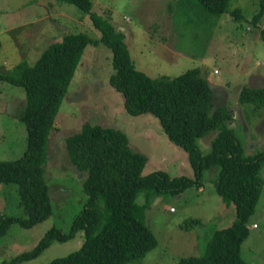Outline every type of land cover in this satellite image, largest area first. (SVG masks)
Returning <instances> with one entry per match:
<instances>
[{
    "label": "rangeland",
    "instance_id": "1",
    "mask_svg": "<svg viewBox=\"0 0 264 264\" xmlns=\"http://www.w3.org/2000/svg\"><path fill=\"white\" fill-rule=\"evenodd\" d=\"M260 0H231L232 12L208 11L197 0H92L90 11L122 32L130 59L148 76L179 75L198 67L212 88L213 108L225 105L232 119L225 123L242 145L243 156L264 152V104L242 102L244 86L264 87V12L255 25L252 17ZM89 12L69 0H0V71L14 74L20 63L33 65L51 44L68 33H84L95 43L84 47L47 140L45 178L49 186L51 215L43 222L23 227L13 222L0 237V264L32 250L51 228L66 233L86 200L83 181L87 171L69 161L64 139L84 122L119 129L130 147L145 157L141 174L164 171L170 177L193 176L187 152L164 132L151 112L130 115L123 94L110 83L112 51L98 41ZM26 99L22 86L0 81V159H19L27 147L28 131L20 118ZM217 130L195 143L202 154L212 149ZM218 167L203 171L201 187L192 185L179 193L140 190L135 202L145 203L143 221L156 244L144 256L123 264H177L198 256L213 229L236 219L235 205L216 190ZM262 186L240 244L248 264H264V157L260 162ZM171 207L173 208L171 211ZM0 213L24 217L17 184L0 183ZM190 219L198 220L184 228ZM255 224V226H254ZM81 233L64 242L54 241L36 257L14 264H47L79 248Z\"/></svg>",
    "mask_w": 264,
    "mask_h": 264
},
{
    "label": "trees",
    "instance_id": "2",
    "mask_svg": "<svg viewBox=\"0 0 264 264\" xmlns=\"http://www.w3.org/2000/svg\"><path fill=\"white\" fill-rule=\"evenodd\" d=\"M69 1L84 12H89L92 2ZM197 1L208 11L221 13L229 10L231 0ZM259 4V11L252 17L255 25L264 12V0ZM230 12L241 19L240 9ZM89 14L92 25L100 32L98 41L112 51L114 72L109 80L123 94L125 109L130 115L148 111L159 119L170 141L187 152L193 176L170 177L161 170L141 174L145 157L130 147L123 132L84 122L64 139L69 161L87 171L82 183L86 200L81 212L66 233L51 228L32 250L1 264L36 257L52 242H64L76 233L82 235L79 248L47 264H123L144 256L155 246L156 239L144 224L145 203H136V194L140 190L145 194L179 193L192 185L201 186L203 171L214 166L218 167L216 190L235 205L236 219L228 227L213 229L201 254L181 258L177 264H248L241 258L240 244L248 236L247 222L262 186L259 169L264 152L243 156L240 141L225 126L232 119L231 113L225 105L213 108L212 88L198 67L173 77L148 76L135 69L123 33L100 15L92 11ZM261 37L264 41V29ZM95 42L84 33H68L51 43L33 65L20 63L14 74L0 71V81L25 89L20 118L28 131L23 155L19 159H0V183L17 184L25 213L24 217L0 213V237L13 222L30 227L52 213L44 168L48 136L83 49ZM239 100L262 107L264 87L244 86ZM212 130H217L212 149L202 154L195 141ZM197 222L190 219L183 227L191 228Z\"/></svg>",
    "mask_w": 264,
    "mask_h": 264
},
{
    "label": "built area",
    "instance_id": "3",
    "mask_svg": "<svg viewBox=\"0 0 264 264\" xmlns=\"http://www.w3.org/2000/svg\"><path fill=\"white\" fill-rule=\"evenodd\" d=\"M172 209H173V208L171 207V211H172ZM254 226H255V224H254Z\"/></svg>",
    "mask_w": 264,
    "mask_h": 264
},
{
    "label": "crops",
    "instance_id": "4",
    "mask_svg": "<svg viewBox=\"0 0 264 264\" xmlns=\"http://www.w3.org/2000/svg\"><path fill=\"white\" fill-rule=\"evenodd\" d=\"M199 187H201V186H199Z\"/></svg>",
    "mask_w": 264,
    "mask_h": 264
}]
</instances>
